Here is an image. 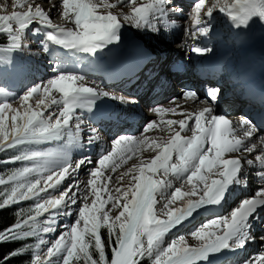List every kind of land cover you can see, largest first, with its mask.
<instances>
[{
	"label": "snow or ice",
	"instance_id": "obj_1",
	"mask_svg": "<svg viewBox=\"0 0 264 264\" xmlns=\"http://www.w3.org/2000/svg\"><path fill=\"white\" fill-rule=\"evenodd\" d=\"M121 3H123V0H121ZM167 3L168 0H154L153 3L147 6L134 8L132 15L118 17L112 14L111 11H108L107 14H98L97 12V9L101 7L106 10L116 8L120 5L117 3H109L107 0H97L96 3H93L92 0H62L63 15L70 20L74 19V24L79 29V31H66L64 28L57 27L45 9L39 4L34 5L32 0H11V6L7 2L0 3V33H6L12 46L18 47L21 34L33 23H39L55 27L56 32L49 35V39L54 43L69 49H79L94 54L107 43L119 40L117 31L122 25L121 21H126L137 27L147 25L154 12L159 13L161 17L163 16ZM129 4H135V0H129ZM9 7H11V11H9ZM216 9L228 15L236 22L237 27L247 26L254 17L264 19V0H231L230 3L226 0L223 4L217 0L216 3L210 6L207 5V0H198L194 8L193 25L187 30V35L191 39L208 34L209 29L201 27L202 18L205 16L210 17ZM192 51L203 55L211 49L194 47ZM54 92L60 94L59 99L53 95ZM101 93L102 90L97 92L93 87L85 86L81 77L70 74L60 75L50 81L47 86L34 87L23 96L19 102L23 108L22 114L19 109L13 108L12 104H0V137H3L4 141L15 137L19 138L17 140L19 143H38L45 138L57 136L61 129L69 125L77 107L90 104L91 100L88 98ZM216 93H218V90L214 92V94ZM102 94L107 95L108 93ZM34 96L36 97L35 103H29ZM184 98L198 100L196 94L192 92H187ZM202 104L205 107L195 114L194 130H192L190 137L182 138L181 131H175L172 138L165 145H156L160 149L159 154L146 168L140 167L138 175L133 176L134 166L133 169H129L127 173H122L118 177V179H123L125 175H128L138 182L136 187L142 189L140 194L128 203L126 217L122 216L120 218L122 232L118 243L120 244L119 251L122 253V264H141V261L145 258H152L154 253L155 259L152 260V264H198L201 260H206L210 254L229 248L233 241H235L237 247L245 245V230L249 217L256 212L257 208L264 206V188L257 193L256 197L242 201L230 217L213 219L193 233L192 236L203 242L201 246L189 247L185 238L181 237L167 247H161L165 234L176 224L190 216L193 210L204 205L219 204L223 199L227 186L233 183L240 172L241 160L245 158L243 153L251 155L257 152V143H253L251 147H248L246 152H241L245 140L235 137L232 122L224 117L213 115L212 107L208 102ZM53 105L56 107L48 116H45L44 112L40 110L42 108L47 110L52 108ZM154 111L164 113L174 111V109L158 107ZM6 114H11L10 126L8 124L9 116ZM188 115L191 118L192 114L189 113ZM54 117L55 119H53ZM177 123L180 130H185L188 120L167 121L169 127ZM153 126L154 122L150 123L146 129H151ZM240 126L244 129V137L251 138L256 134V129L247 121H240ZM9 127L12 129L11 131L8 130ZM230 136L233 138L230 139ZM132 140L133 138L127 137L118 139L114 144L113 151L99 160V170L91 173L90 187L93 190L97 189L100 181L105 178L104 171L107 167L111 166L112 170L115 171L120 166L115 162L114 156L123 150L122 145L131 143ZM209 141L211 146L206 148L205 145ZM226 153H239L240 155L236 158L225 159ZM173 154H176L179 160L171 169L173 175L187 171L195 162L193 172L187 179V183L192 184L193 188L189 193H185L181 189L177 190L173 196V201L182 200L187 196L189 199L185 201V206L182 208L177 207L175 210L169 208L165 213L166 219H160L154 210L155 197L152 193L158 190L163 181L154 182L150 179L151 176L146 175V173L155 174L162 167L167 169V166L172 163ZM49 157L50 154L34 153L26 158H38L44 164H47ZM16 159H21V157H16ZM247 162L249 165H264V149L248 159ZM81 163L84 162L81 161ZM213 169H216L214 175L218 178L211 179L209 182L207 173H213ZM25 171L27 172V170ZM67 171L65 169L62 174L49 177L45 189L59 185L65 178ZM106 178L107 183L111 181L110 176ZM71 187L68 189L69 191ZM197 189L200 193L199 198L193 200L191 197L197 195ZM135 190L136 188L133 187L132 191L135 192ZM145 193L149 194L148 199H145ZM13 195H16V193L14 192ZM67 196L68 191H65L60 198L39 204L33 209L34 215L20 219L10 229L0 233V243L21 235H33L34 232L32 231L21 232V230L28 227L38 228V225L33 226L31 222L42 215L43 212H46L49 207L62 205ZM31 198L32 195L30 194L19 195L15 202L19 203L22 200ZM73 203H76V201H73ZM4 206H8L7 200L4 201L3 205H0V207ZM165 207L168 208V205H165ZM89 208L90 206L87 204L82 206L81 219L76 221L78 225L83 221H90L91 224L95 223L94 217L99 209L90 212ZM110 220L111 217H109ZM91 224L74 228V235L73 232H64L56 243L47 250V259L37 256L36 264H48L52 257L59 256L65 248H68L69 251L63 264H73L74 260H82L84 264H91V261L96 258L92 257L91 243L86 237L90 234L92 236L97 235ZM53 230L50 227L43 229L44 232ZM109 236L111 239V229ZM145 236L148 237V247L146 249L142 247ZM100 239L102 241V237ZM111 248H116V244ZM97 251L99 253L101 250L98 248ZM104 255L107 258V264H112V259L109 260L106 253ZM250 264H264V254L254 257Z\"/></svg>",
	"mask_w": 264,
	"mask_h": 264
},
{
	"label": "bare ground",
	"instance_id": "obj_2",
	"mask_svg": "<svg viewBox=\"0 0 264 264\" xmlns=\"http://www.w3.org/2000/svg\"><path fill=\"white\" fill-rule=\"evenodd\" d=\"M1 3L7 2L9 6H11V0H0ZM45 3H41L40 0H32V3L34 5L39 4L42 8L45 9L51 20L53 21L54 19H61V23H57L55 20L53 23L57 25V27L64 28L66 31H79V29L75 26L74 24V19L70 20L66 16L63 15L64 9L62 7V0H43ZM208 1V0H207ZM93 3H96L97 0H92ZM109 3H119L121 5H126L129 4V0H123V3H121V0H107ZM154 0H135V4H130L129 6H123L119 8H113L110 10H106L103 7L97 9L98 14H107L108 11H111L112 14L117 15L118 17H122L125 15H132L134 8L141 7V6H147L148 4L153 3ZM182 2H184L182 0ZM211 2V0L209 1ZM209 2L207 5H209ZM213 4V3H212ZM177 6L180 8L178 1L174 0H168V3L165 5V11L163 16L161 17L159 13H153V18H151L150 23L145 26L141 25L137 28L136 32L134 31L135 25L128 23L126 21H121L122 25L126 26L127 30L132 32V35H129V39L132 38L133 35H137L138 41L136 44H140L141 46H147L149 43H154V45L158 44V41L156 39H153L151 41H143L140 35L146 31V27H149V33L155 32L156 34H159L161 37V40L163 42L165 41H172L173 39H179L180 36V43H182V46H179V49H183L186 44H190L191 42V37L188 36L187 34L181 35L179 34L180 28L178 27L179 24H177V20L182 19L183 14H178L175 13V9L172 8V6ZM126 7L129 8V11H126ZM9 11H11V7H9ZM218 12V9L216 10V13ZM214 13V12H213ZM214 13V14H216ZM193 15L194 12L189 14L187 17V22L183 24L182 26L185 29V33H187L188 28H191L189 23L191 20H193ZM212 16L208 17H203L202 18V24L201 27H207L209 29V32H216L218 31L219 28H226V23L228 24L230 17L227 18V20L224 23V27L219 23H214L212 25H208L209 22L206 24L205 21L208 19L210 20ZM158 21V22H157ZM121 25V26H122ZM193 25V21H192ZM217 25V27H216ZM121 26L117 31V35L119 36V40L117 42H114L117 46H120L122 49H126L129 45L127 41V34L120 33L121 31ZM212 26V27H211ZM221 30V29H219ZM32 32V33H31ZM56 32L55 27H49L47 25H42L39 23H33L29 28H27L20 36V42L19 45L23 47V52L17 53L15 52L14 54V60L10 62V64L5 67L0 69V104L2 103H9L12 104L13 108H17L23 113V108L20 105V101L22 100L23 96L26 95L30 90H28L30 87H41V86H47L48 83L45 79H48L49 76L47 75L45 77L40 76V69L42 66L38 64H42L43 59H46L51 56L52 52L59 50V48H63V50H66L67 48L61 45H58L51 41L49 39V35L54 34ZM135 33V34H134ZM32 35V36H31ZM34 37L38 38V40L34 41ZM228 39H232V37H227ZM38 43V45L42 46V49H46L47 51H44V54L41 56H37L38 50H31V49H37L36 46H32L33 43ZM195 42V41H193ZM193 42L191 44H193ZM232 42V40H230ZM36 43V44H37ZM148 43V44H147ZM73 51L70 52H76L78 53L79 49H72ZM85 53V52H84ZM176 55V54H174ZM229 59V57H228ZM230 62L234 63L235 59H231ZM170 63V60H165L163 56H159L157 61L153 63L149 67V71H147L142 77L140 81V88L141 90L145 93L146 97H154L156 93H153V90L161 89L164 91V87L162 86V79L158 78V73L157 69L160 66H166L167 64ZM232 69L225 70L224 75H225V80L223 83L224 88L230 87V85L234 82H230L229 76L233 75ZM70 75H75L78 77L83 78V81L85 83V86H90L93 87L97 92H100L102 90L101 85L98 84V82L91 83L88 82L84 79L86 75L83 73H70ZM55 76H59V74H55ZM46 81V82H45ZM210 82L217 84L213 79H210L206 83L209 84ZM32 85V86H31ZM103 91V90H102ZM161 91V92H162ZM134 93V92H133ZM133 93H131L133 95ZM232 96L237 98L236 93H234V90L229 91ZM53 95H55L58 99L60 94L58 92H54ZM108 97V96H107ZM36 97L34 96L32 101L29 103L34 104L35 103ZM89 100H91V103L93 102L94 96L89 97ZM12 100H16L15 102L11 103ZM88 104H85L83 107H77L73 113V118L70 121L69 125L63 129L60 130L59 134L57 136L47 138L44 140L45 146L50 147L52 153L49 157V160L47 164L45 165V186L48 183L49 177L56 176L58 174H62L65 169H67V174L65 175V178L63 181L57 185L54 188H47L43 192V196L47 198H41V203H44L45 201H51V200H56L60 198L65 191H68V196L64 200V203L60 205L59 207H49L47 210V213L49 214L48 216V221L49 223L46 222V227H50L54 229L53 231L49 232H43L42 236V241L39 245L38 248V256L47 259V248L51 246L52 244L56 243V241L61 237V235L64 232H73L74 235V228L76 227H83V222L81 224H77L76 221L81 219V212H82V206L87 204L90 206L89 210L95 211L96 209H99L97 212L96 216H98L101 213H105V210L108 209V207H112L113 204L110 202L107 206L106 200L104 201V190L106 189V194L105 196H109L113 193H119L124 196H127L128 201L127 203V208H128V203L132 200H134L142 191L141 188L136 187V180L130 178L128 175H125L123 179H118L122 173H127L129 168L124 171H118L117 173H113L112 167L109 166L105 170H109L108 173L105 175V178L101 180V186H98L97 189L93 190L90 187V177L92 171L98 170V162H99V156L97 155L96 151L94 148L91 146L89 147L90 153L86 156L80 157L78 161L71 162L73 157V151H72V139L69 137L68 134L69 130L73 128V124L75 121V117L78 114H84L88 108ZM56 106L53 105L52 108H49L47 110H44L43 108L40 109L41 111L44 112L45 116H48L53 109ZM171 106L168 108L170 109ZM132 110V107H130ZM156 109V108H155ZM177 111V109H175ZM143 113L142 110L136 111V114L138 115L137 117L134 118V123L137 121L138 123L132 124V120L130 121V127L127 128L126 126L120 127V133H127L129 136L127 138H133V140H136V143L126 149L124 145H122V151L118 152L114 158H117L115 161L117 164H119V161H125L127 160L128 157V152L129 151H135L136 149L135 146H137V143H141L142 146L144 145L143 148H145L148 144L151 143V140H149V136L153 135H158L161 132V127H164V125H167V121L169 120H174V118L170 117H165L163 116V113L160 114H154L153 110L151 109L148 112V115H145V120L150 121L149 123H152L154 120V126L151 129H148L145 134H143L140 137H135L136 133H134L135 129L139 128L141 126L140 120V115ZM145 114V113H144ZM9 116L11 114H6ZM55 119V117L53 118ZM177 119V118H176ZM132 126H135L134 129H132ZM158 126V128H157ZM175 128V124L170 127V130H168L165 133V138H161L158 140V145H161L162 142L168 140V134L169 132ZM95 134L91 132V136L93 137ZM125 138V137H121ZM156 138V137H155ZM132 140V141H133ZM96 142V141H95ZM107 147V146H104ZM111 147V145H110ZM115 145L111 149H114ZM141 148L140 153L142 154L141 159L137 160L136 163L132 162L131 165H136V167L133 170V176L138 175L140 167H147L148 164L153 162V159L157 156V154L154 152V150L147 151L146 149ZM127 154V155H126ZM136 154V153H134ZM133 154V155H134ZM156 154V155H155ZM259 154L258 150L255 153H252L247 159H251L255 155ZM132 155V154H131ZM139 155V154H136ZM246 156V155H244ZM133 157V156H132ZM130 157L131 159H133ZM129 158V157H128ZM140 158V157H139ZM135 159V157H134ZM133 159V160H134ZM138 159V158H137ZM83 161L84 163H81ZM128 161V160H127ZM79 165V167H77ZM97 165L96 169H93L94 166ZM130 166V165H129ZM195 166V162L188 168L187 171L183 173L182 178L187 177L186 179L184 178L183 181H177L174 183V186L178 187V190L181 189H190L192 191L193 185L187 183V179L191 176L193 172V167ZM131 167V166H130ZM134 167V166H133ZM245 173L248 175V177L251 179V184L248 186V188L245 190L244 194L248 195L252 192H258L262 188H264V165L260 164H252L249 165L247 162L246 166V171ZM246 174L244 175V178H246ZM87 178L84 180L83 185L77 184V180H79V177L81 176H86ZM112 175V176H111ZM148 176H153L154 174L151 173H146ZM108 176H111L112 181L107 183V178ZM208 176V175H207ZM150 177V178H151ZM216 177V176H215ZM214 177V178H215ZM212 176H209V182L210 179H212ZM154 179V178H153ZM155 180V179H154ZM178 180V179H177ZM243 181V180H241ZM246 181V180H245ZM138 183V182H137ZM197 183V182H193ZM71 187V190L69 191L68 189ZM133 187L136 188L135 192L132 191ZM202 187V186H201ZM174 188V187H173ZM103 189V191H101ZM170 192V191H169ZM174 192V191H173ZM145 193V199H147V196ZM159 195V194H158ZM242 195V193H241ZM87 197V199H85ZM73 201H76V203H73ZM165 204V203H164ZM155 205L156 202H155ZM154 205V210L157 212V207L155 208ZM218 204L211 205L212 206H217ZM107 207V208H106ZM125 207V206H124ZM122 205L117 206L114 205L113 209L111 210H122ZM127 210V209H126ZM211 212V210H206L205 208L200 207L199 209L193 210L192 214L186 218V220L192 221V218L197 221L200 217H204L203 215H208ZM115 215V214H114ZM108 216V215H107ZM104 217V216H103ZM106 218V217H105ZM104 219V218H103ZM113 219V218H111ZM116 220V219H115ZM98 221V220H97ZM118 221V220H117ZM90 222V221H88ZM91 223V222H90ZM209 223V222H208ZM179 224V223H178ZM176 224V225H178ZM207 224V223H206ZM95 225V224H93ZM185 225H194V223L191 224H184ZM204 226V225H203ZM45 227V228H46ZM96 227V225H95ZM193 227V226H192ZM173 228V227H172ZM64 250H69L68 248H65ZM226 252L227 248L217 252V253H212L208 256L206 260H201L198 262V264H214V263H219L221 261H224L226 259ZM254 254V253H253ZM264 254V244L260 246L258 249L257 255ZM242 262V261H241ZM241 262L237 263L240 264Z\"/></svg>",
	"mask_w": 264,
	"mask_h": 264
},
{
	"label": "rangeland",
	"instance_id": "obj_3",
	"mask_svg": "<svg viewBox=\"0 0 264 264\" xmlns=\"http://www.w3.org/2000/svg\"><path fill=\"white\" fill-rule=\"evenodd\" d=\"M54 1V0H53ZM111 1H113V0H111ZM214 1V3H216L217 2V0H213ZM219 2L221 3V4H223V3H225L226 2V0H219ZM227 2H231V0H227ZM0 3H1V1H0ZM41 3H45L44 1H41ZM117 4H119V3H117ZM212 4V1L211 2H209V5H211ZM130 4H126V5H121V6H119V7H123V6H129ZM119 7H117V8H119ZM125 8V7H124ZM125 9H127L126 11H129V8L128 7H126ZM217 10V9H216ZM216 10H214L215 12L214 13H216ZM217 15V16H216ZM214 16H216L218 19H216L215 20V22L213 21V19L212 18H210V20L208 21L209 23H208V25H212V24H214V23H219L220 22V24L223 26L224 25V23H225V21L227 20V18H228V15H226L225 13H223V12H221V11H219L218 10V12L214 15ZM54 20H56L57 21V19H54ZM53 20V21H54ZM58 20H61V19H59L58 18ZM183 21H186V19L185 18H183ZM61 22H62V20H61ZM60 22V23H61ZM205 24V23H204ZM212 27V26H211ZM216 27H217V25H216ZM224 27V26H223ZM137 26H135V28H134V31H136L137 30ZM146 29V31L147 30H149V27H146L145 28ZM219 29H223V28H219L218 27V30ZM149 32V31H148ZM32 33V32H31ZM137 33V32H136ZM151 33H154V34H156L155 32H151ZM0 35H7L6 33H0ZM32 36V35H31ZM227 37H228V35H226ZM7 37H9L8 35H7ZM140 37L142 38V40H147V38L149 37V35H147V33H143L142 35H140ZM153 39H155V38H153ZM152 39V40H153ZM19 42H20V40H19ZM36 48H37V46H36ZM16 50V51H15ZM31 50H34V49H31ZM13 51H15V52H17V53H21V52H23V47L22 46H18V47H13V49H11V51L9 52L12 56L9 58H7V59H0V69H2V68H5V67H7L9 64H10V62H11V60H12V57H13ZM15 52H14V54H15ZM9 54V55H10ZM13 61V60H12ZM57 77L55 76V77H49V79L47 80V79H45L47 82H50V81H52V80H54V79H56ZM93 84V83H92ZM32 86V85H31ZM35 86V85H34ZM34 86L33 87H30L28 90H31L32 88H34ZM16 100H12V102L11 103H13V102H15ZM22 114V113H21ZM154 122V121H153ZM18 123H22V122H18ZM8 124H9V126L11 125V120H10V118H9V121H8ZM174 125V124H173ZM8 130L9 131H11L12 129H11V127H9L8 128ZM151 136V135H150ZM153 136H155V135H153ZM156 137V136H155ZM16 139H19V138H12L11 140H8V141H4V139H3V137H0V148L1 147H3L4 145H6V144H8V143H10L11 141H13V140H16ZM47 138H45V139H43L42 141H40V142H38V143H24L23 144V146H25V147H27L28 148V152L29 153H31V155H33L34 153H42V154H50L51 155V153H52V151H51V149H50V147H47V146H45V143H44V140H46ZM145 145V144H144ZM148 146V145H147ZM147 146L145 147V148H143V149H146V150H148L147 149ZM131 147V146H130ZM129 148V147H128ZM128 148H126V149H128ZM137 150V149H136ZM140 150H141V148H140ZM33 153V154H32ZM128 154V157H132L133 159H134V157H135V159L133 160V159H129L128 157H127V160H123L122 162L121 161H119L118 163L120 164V163H129L128 165H130L131 167H129V168H133V166H135L136 167V165H131V163L132 162H134V163H136V161L137 160H139V159H141V157H142V154L140 153V152H138V153H136V154H139V155H136V154H134V153H127ZM126 154V155H127ZM132 154V155H131ZM134 154V155H133ZM140 157V158H139ZM138 158V159H137ZM114 160L116 161L117 160V158H114ZM28 162H34L35 163V165H36V168H33L32 169V172H31V174H28V170H27V168H26V170H27V172L25 171L24 173H25V178H24V180L21 182V184H19L18 185V187H17V189H16V191H15V193H16V195H13V199L14 200H16L17 198H18V196L19 195H26V194H30V195H32V198L31 199H28V200H22V201H20V202H25V201H34V203H35V208L39 205V204H42L41 203V198H47V197H44L43 195V192L45 191V171H46V169H45V165L46 164H44L43 163V161H41L40 159H38V158H32V159H28L25 163L27 164ZM125 167H126V165H125ZM124 167V168H125ZM195 167V166H194ZM193 167V168H194ZM128 168V169H129ZM127 170V169H126ZM134 170V169H133ZM109 171V170H108ZM108 171L107 170H105V173L107 172L108 173ZM122 171H124V170H122ZM118 171H117V168H116V170L115 171H113V173H117ZM104 173V177H105V175L107 174H105ZM160 174H162V176L160 177L161 179L159 180V181H163V183H162V185L158 188L159 190H161L160 191V193H158V194H156V198H155V202H156V204L157 205H155V208L157 207V215H158V218H160V219H166V217H165V213L169 210V208H172L173 210H175L177 207H183V205L185 206V201H187L188 199H189V197H187V196H185L182 200H177V201H173V196H174V194H175V192L178 190V187H176V186H174V188H173V185H174V183H173V180H172V178H171V174H164V173H160ZM207 175H208V178H209V174L207 173ZM112 176V175H111ZM110 176V177H111ZM156 177H157V174L155 173L153 176H152V178H154V179H156ZM153 179V180H154ZM178 179V178H177ZM213 179V178H212ZM111 181H112V178H111ZM110 181V182H111ZM178 181V180H177ZM210 181H211V179H210ZM37 182H39L38 184H37ZM154 182H155V180H154ZM136 184H137V182H136ZM202 185H200V187H201ZM173 188V189H172ZM30 189H31V191H30ZM171 189V190H170ZM170 191V192H169ZM174 191V192H173ZM182 191H184L185 193H189V192H191V190L190 189H183ZM105 192H107L106 191V189L104 190V198L106 197L105 196ZM199 190L197 189V195H195V196H192L191 197V199H193V200H196V199H198L199 198ZM110 197L106 200L107 201V203L109 202H111L112 204H113V206L114 205H119V206H121V205H123V213H120L119 214V212H117L118 210H111V209H113L112 207H110V209H109V207H108V210H105V214L104 213H102L101 214V219H100V221H101V223H100V226H101V231H102V228L103 227H105V225H107V227L108 228H114V227H116V226H119L120 225V223H121V220H120V218L122 217V216H125L126 217V213H127V207H126V202L128 201V199H125V197H127V196H124V195H122V194H117V193H113V194H111V195H109ZM146 196H147V198L149 197V194H146ZM19 202V203H20ZM171 202V203H170ZM165 203V204H164ZM165 205H168V208H166L165 207ZM125 206V207H124ZM115 214V215H114ZM108 215V216H107ZM48 216H49V214L47 213V211L46 212H43V214L42 215H40V216H38L37 217V225H38V234H39V237H38V240H39V244H38V246L36 247V249H35V253H34V258H35V260H34V264H36V257L38 256V248H39V245L41 244V241H42V236H43V229L46 227V222H48ZM104 216V217H103ZM99 218V216H95L94 217V219H95V225H96V223H97V220H98V218ZM106 217V218H105ZM109 217H111V218H113V219H111L110 221H109ZM219 216L218 215H213V216H211V217H202L201 219H199V221L197 222V223H195V225L192 227V226H188V225H185L184 226V224L186 223V224H191V223H189L190 222V220H186V219H184L183 221H181L179 224H182V222H184V224L182 225V226H184V227H190L189 229H187V228H184L182 231H180L179 233H177V234H174V235H170V233L169 232H167L166 234H165V236L163 237V241H162V245H161V247H167L168 245H170L173 241H175V240H178L179 238H181V237H184L185 238V241L187 242V245L189 246V247H199V246H201L202 245V241H199V240H197L194 236H192V234L193 233H195L196 231H198L203 225H205L206 224V220L207 219H211V221L213 220V219H220V218H218ZM104 218V219H103ZM116 219V220H115ZM118 220V221H117ZM208 222H210V221H207V223ZM87 224H91L90 222H88V221H85V224L84 225H87ZM83 225V226H84ZM95 225H93V224H91V227H92V229H94L95 231H96V227H95ZM181 226V227H182ZM95 238L97 239V238H99V234L97 233V235L96 236H92L91 234L88 236V237H86V239H88L89 240V242L91 243V242H93L94 240H95ZM91 240H93V241H91ZM55 244V243H54ZM54 244H52L51 246H49L48 248H47V250L49 249V248H51ZM91 245H93V244H91ZM142 247H144L145 249L148 247V237L147 236H145L144 238H143V245H142ZM68 251L69 250H63V252H61L60 253V255L59 256H56V257H52L51 258V260H49L48 261V264H63V261H64V259L67 257V253H68ZM150 259V261H151V263H152V260H154L155 259V253L153 254V256H152V258H149ZM249 262V263H248ZM246 264H250V260L248 261ZM103 263V262H102ZM73 264H84V262L81 260V261H73ZM91 264H98L96 261H94V260H92L91 261ZM114 264H122V253L120 252V254H118V257H117V260L115 261V263ZM201 264H203V263H201Z\"/></svg>",
	"mask_w": 264,
	"mask_h": 264
},
{
	"label": "trees",
	"instance_id": "obj_4",
	"mask_svg": "<svg viewBox=\"0 0 264 264\" xmlns=\"http://www.w3.org/2000/svg\"><path fill=\"white\" fill-rule=\"evenodd\" d=\"M7 47H9L8 41L0 38V48ZM21 144L14 141L0 149V181H2L0 183V205H3L4 201H8V206L0 207V233H3L6 229H10L20 219L34 215L32 202L15 204L16 202L13 199V193L25 178L24 172L26 168L28 174H31L32 169L36 168L34 162L24 164L28 153L26 148L21 147ZM16 157H21V159L17 160ZM31 224L33 226L37 225L35 221H32ZM29 231L34 232V234L17 236L14 239H6L0 243V264H34V250L38 244V229L36 227H28L21 230V232ZM121 232V229L114 228L110 239L107 228L103 229L102 243L109 260L112 259V264L120 248L118 240ZM115 244L116 248H111ZM98 248L101 250L99 253L97 251ZM90 251L92 257L96 258L93 260L100 264V260L103 257L100 244L94 242ZM105 264H107V258ZM141 264L151 263L148 258H145L141 261Z\"/></svg>",
	"mask_w": 264,
	"mask_h": 264
}]
</instances>
